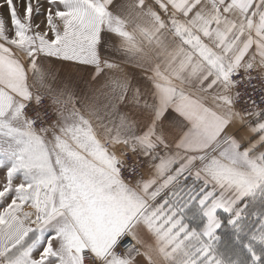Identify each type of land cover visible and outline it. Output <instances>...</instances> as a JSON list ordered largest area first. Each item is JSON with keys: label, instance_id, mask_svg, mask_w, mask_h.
Listing matches in <instances>:
<instances>
[{"label": "snow or ice", "instance_id": "snow-or-ice-1", "mask_svg": "<svg viewBox=\"0 0 264 264\" xmlns=\"http://www.w3.org/2000/svg\"><path fill=\"white\" fill-rule=\"evenodd\" d=\"M0 264H264V0H0Z\"/></svg>", "mask_w": 264, "mask_h": 264}, {"label": "crops", "instance_id": "crops-1", "mask_svg": "<svg viewBox=\"0 0 264 264\" xmlns=\"http://www.w3.org/2000/svg\"><path fill=\"white\" fill-rule=\"evenodd\" d=\"M115 3L119 4V3H121V0H115Z\"/></svg>", "mask_w": 264, "mask_h": 264}]
</instances>
